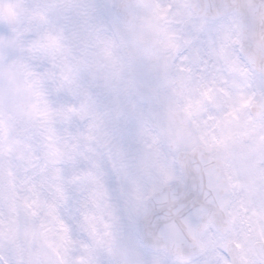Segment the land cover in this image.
<instances>
[{
  "label": "snow or ice",
  "instance_id": "snow-or-ice-1",
  "mask_svg": "<svg viewBox=\"0 0 264 264\" xmlns=\"http://www.w3.org/2000/svg\"><path fill=\"white\" fill-rule=\"evenodd\" d=\"M0 264H264V0H0Z\"/></svg>",
  "mask_w": 264,
  "mask_h": 264
}]
</instances>
